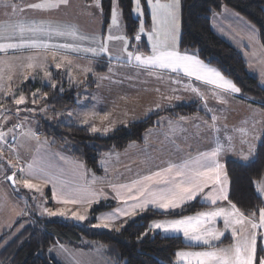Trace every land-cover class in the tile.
I'll list each match as a JSON object with an SVG mask.
<instances>
[{"label":"snow or ice","instance_id":"6c2138e0","mask_svg":"<svg viewBox=\"0 0 264 264\" xmlns=\"http://www.w3.org/2000/svg\"><path fill=\"white\" fill-rule=\"evenodd\" d=\"M68 0H40L38 3L28 4L27 8L32 10L48 11L58 9L61 5L67 4ZM134 5L133 13L143 15L141 9V0H132ZM0 6L5 10L11 9L13 15L17 12H22L13 0H0ZM99 7V4H97ZM147 6L151 9V16L153 20L152 31L148 33V41L151 45V54L145 56L140 53L138 46L131 45L130 38L125 35H111L109 34L101 43L99 48H82L73 43H48L38 37L46 34L48 36L58 37H72L74 39H86V37H77L76 31L71 27L66 28H45L37 23L23 21L19 22L13 28V35H5L0 32V40L9 42L0 43V52H7L8 50L17 49H43L45 51V59L47 53L51 50V56L55 61L59 56L60 62L55 63L56 69H61L67 65L72 64L68 53H91L93 56L100 54H107L109 52L108 44L110 41H121L123 44L122 52L126 53L127 63L132 64L136 62V66L144 68L150 73L154 70H166L171 73H183L188 78H195L205 85H212V95L221 99L220 92L224 93H239L240 89L232 80L224 77V75L216 68L208 66L204 61L198 58L196 54L181 53L178 51L179 45V21L178 10L179 0H168V3H161V0H147ZM7 14V12H6ZM122 13L118 12V0H113L111 24L116 26L118 24L119 16ZM111 33V28H110ZM144 27L141 23L138 34L134 37L136 41L142 39ZM18 37V38H16ZM129 47L134 50L129 51ZM37 57L29 56V63L26 65L27 69H34L39 66L44 71L45 79L52 81L51 87H57L56 82L52 79V74L47 70L44 63L37 65L35 61ZM119 59V57H117ZM4 61L0 60V64ZM85 73L91 71L90 68L84 69ZM68 75L71 79L72 73L69 70ZM30 76H25L24 79H30ZM2 79V76H0ZM9 81L12 77H8ZM172 83H180L179 80H172ZM187 89L195 93L201 99H204V94L198 87L191 84L185 85ZM2 90V86H0ZM63 89L61 88V91ZM175 91V89L173 90ZM9 91H5L3 95L7 97ZM47 93L43 94V98H47ZM39 96V90L33 93L32 103H36ZM179 99V96L175 97ZM14 104L17 106L26 105V97L20 94L18 98H14ZM207 106V105H205ZM160 106L157 105V108ZM0 109H3V103L0 102ZM32 111L31 109H25ZM20 109H17L19 114ZM69 116L73 114L68 113ZM96 113H85V119L82 124L89 123V117L95 116ZM109 114H105L102 119H108ZM5 120L8 117H4ZM185 119L184 117L180 118ZM217 117L212 116V123L209 125L214 131H219L216 128ZM171 123V122H170ZM207 123V122H205ZM0 124V127H3ZM20 127L19 124L7 128V131H0V158L3 157V145L7 144L10 150H14V145L7 141L9 134L12 135V140H16L15 129ZM109 127L103 128V132L107 133ZM101 131L96 126L91 127L92 133ZM247 136V131L241 130ZM264 131V129H262ZM251 133L254 139H258L257 129L255 124L252 127ZM28 136L36 137V133L31 129L27 133ZM228 143L223 144L217 138L216 146L208 152H202L194 160L185 162L181 165L169 164L167 168H162L157 171L150 172L147 175L141 176L138 179L132 180L128 184L111 185L112 191L115 193V199L118 201V206L111 213H105L97 217L98 222L93 225L95 228L112 229L114 222L119 217H127L129 219L135 217L139 213L146 211L157 210L162 213L172 214L177 209H183L189 202L195 201L198 197L201 202L209 206V210L198 211L194 215H184L176 219H165L153 221L149 229L150 231L159 230L165 234L182 233L185 240L192 242H201L212 248L210 251H177L175 253L178 260H183L185 264H264V256L259 255L260 249L258 239L264 240V232H257V229L264 230V207H260L257 213L246 215L241 211L235 203L229 199L228 195V177L225 171L224 164L219 162L218 157L225 151L232 150V137L226 138ZM244 142V141H242ZM254 146L249 144L248 155H252ZM245 159L248 156L244 157ZM10 167H15L9 161ZM22 178L17 180L16 173L8 175L5 178L12 181L13 185L22 184L25 189L35 190L42 193V185L51 184L53 190V197L63 205H83L87 204L89 208L94 203H99L101 198L107 199L104 192L91 191L86 187L75 186L71 187L66 181L59 179L58 176L50 173L44 166L37 162L21 167L18 170ZM33 180L39 183H33ZM257 185V191L264 195V180L254 182ZM123 202L122 204L120 202ZM228 201L229 207L218 206L219 202ZM69 210L61 207L51 210L47 207L43 208V213L50 217L67 215ZM85 213L88 209H84ZM71 217L77 221H85L86 214H80L79 209L71 211ZM217 218H222L225 230L230 229L234 242L226 247H214L212 241H218L224 235L223 231L214 227ZM120 231L119 228L115 229ZM147 235V231L143 234Z\"/></svg>","mask_w":264,"mask_h":264},{"label":"crops","instance_id":"0c3cea01","mask_svg":"<svg viewBox=\"0 0 264 264\" xmlns=\"http://www.w3.org/2000/svg\"><path fill=\"white\" fill-rule=\"evenodd\" d=\"M161 3H168V0H161ZM1 8L3 7L0 6V9ZM148 13L149 23H142L144 27V33L141 34L142 39L140 41L134 39V43H137V45L139 44L136 50L143 53L145 56L151 54L148 33L152 31L153 20L151 11ZM178 21L180 27V3ZM210 26L215 35L240 52L249 72L254 74L264 86V48L259 40V33L256 26L240 13L226 6L222 7L220 11L212 13L210 16ZM0 32H4L5 35L10 34L9 29L4 31V25L1 23ZM178 51H180L179 47ZM180 52L184 53V51ZM187 53L193 54L191 52ZM206 64L215 68L208 63ZM110 65H113V63ZM111 67L116 70L117 74H120L117 77L122 80H114L108 83L107 97L103 104H106V109L110 111L113 119L118 118L120 120L116 127L124 126L130 122L157 114L154 118V125L145 130L143 140L139 143L137 142V144L135 142L127 144V146L122 149H126L127 153H123L122 150H108L103 153L99 159L100 170L95 172L89 170L81 160L73 158L66 152L54 148L46 142H39L34 139L32 152L25 165H23L26 168L28 164L35 161L41 166H44L50 173L58 176L59 179L66 181L71 187L82 186L97 193L101 191L104 192L107 199L101 198L99 203L111 202L114 203V206L98 212L95 215L94 222L97 223V217L105 213L113 212L118 206V201L115 199V193L112 191L111 185L128 184L132 180L138 179L150 172L167 168L169 164L181 165L185 162H190L198 157L200 153L211 151V149L216 146L215 142L217 138L223 144L228 143L227 137L231 136L233 138L232 150L225 151L218 157L219 162L224 164V166L225 161L228 159L248 161L253 158L254 152L252 155H248L249 144L254 146L255 151L256 145L264 134V131H262V129H264V111L261 110L258 105L245 100L240 92H220L219 96L221 99H218L212 95L214 86L205 85L200 81H196L194 77L190 79L184 76L182 72L171 73L166 70H154L150 73L144 68L137 67L135 61H133L132 64H128L127 62L123 64L117 63L115 66ZM99 68L101 70L98 68L95 69L107 73V66H101ZM224 77L229 79L226 76ZM91 80L92 81L87 84L88 88L94 87L95 85L93 82L94 80L92 78ZM172 80H179L180 83H172ZM35 82L36 86L44 85L39 84L37 81ZM85 84L86 83H82L79 85ZM188 84L198 87L204 94V99H201L195 93L191 92L190 89H187L185 85ZM79 85L77 84L76 87ZM174 89L175 91H173ZM177 96H179V99L175 98ZM191 103L196 104L198 111L181 116L162 113V111L167 109ZM157 105L160 107L157 108ZM213 115L217 117L216 128H218L219 131H214L209 128V125L212 123ZM64 116L66 118L62 116L63 119L74 121L66 114H64ZM181 117L185 119L181 120ZM79 124H82V122ZM254 124L257 129V134L259 135L258 139H254L251 133ZM82 125L90 129L89 124ZM241 130L247 131L249 135L245 136L244 132ZM100 134L105 135L104 133ZM113 155H116V157ZM245 156H248V158L245 159ZM106 162L108 164H106ZM261 180H264V178H261L259 181ZM44 189L48 193L47 199L49 205L47 206L50 209H52V206L61 205L69 210L66 216L55 217L72 220L71 211L79 209L80 214L87 215L85 221L90 218L89 213L91 208H89L87 204H60L57 199L53 197L51 184L44 185ZM261 197H263L262 199L264 201V195ZM195 201H198V203L202 205V208L184 215H194L198 211L209 210V206L202 203L200 197ZM120 203L122 204L123 202L121 201ZM218 206L229 207L228 201H221ZM86 208L88 209L87 213L84 211ZM180 216L155 218L150 221L149 225L156 220L176 219ZM126 218L127 217H119L114 222L113 225L115 226L113 228H118L119 223ZM258 219L257 212V222ZM26 221L27 219L24 220V222ZM214 227L224 232L220 240L212 241L214 247L226 248L234 242L231 230H225L222 218H217ZM156 231L160 232L159 230ZM257 232H264V230L257 229ZM160 233L167 236H179L182 241L188 245L178 251L196 252L212 250L208 245H204L201 242L185 240L182 233ZM226 236L231 238L230 242L218 245ZM259 242L261 249H264V240H259ZM261 256H264V251H262ZM175 263L185 264L183 260H178L176 255Z\"/></svg>","mask_w":264,"mask_h":264},{"label":"trees","instance_id":"16d2710c","mask_svg":"<svg viewBox=\"0 0 264 264\" xmlns=\"http://www.w3.org/2000/svg\"><path fill=\"white\" fill-rule=\"evenodd\" d=\"M179 3V50L196 54L202 61L217 68L235 83L245 100L264 110V86L249 72L240 52L215 35L210 26L212 13L220 11L224 6L229 7L256 26L264 48V0H179ZM118 6L125 34L133 37L139 24L132 16V0H118ZM101 8L106 23L109 21L111 0H101ZM143 22L149 23L146 10ZM75 89L60 92L57 87L53 89L51 85H43L39 93L41 98L36 105L50 104L58 109L73 105ZM44 93L48 94L46 99L43 98ZM196 111V104L191 103L162 113L180 116ZM156 115L120 126L106 136L92 133L88 127L63 118L57 124L43 121L42 128L49 145L81 160L89 170L98 172L99 159L103 153L110 149H123L130 142H141L145 130L154 125ZM225 167L229 178V199L246 215L253 211L257 213L260 207H264V201L254 183L264 178V134L255 147L252 159H228ZM112 206L114 203L111 202L94 204L90 209V219L83 225L72 220L34 214L26 222L23 218L18 219L10 231L0 236V264H59L46 254L47 248L55 242L78 243L83 238L101 245L105 255L116 264H176L175 253L188 245L179 236H167L148 230L149 223L155 218L180 216L202 208L198 201H194L172 214L146 211L121 221L118 226L120 231H116V228L92 227L94 216ZM19 226L18 231L10 236ZM146 231L147 235H143ZM230 240L226 236L218 245L227 244ZM258 243L261 249L259 240ZM259 255H262V251Z\"/></svg>","mask_w":264,"mask_h":264},{"label":"rangeland","instance_id":"374dc122","mask_svg":"<svg viewBox=\"0 0 264 264\" xmlns=\"http://www.w3.org/2000/svg\"><path fill=\"white\" fill-rule=\"evenodd\" d=\"M38 2H40V0H17V2L14 3L22 8L23 11L17 12L15 15L11 14V9L5 10L1 8L0 23L4 25V31L9 29V36L13 35L14 26L21 21L25 23L34 21L45 28L63 29L71 27L76 31L77 37L82 36L86 37V39L81 40L54 35L48 36L46 34L40 35L38 38L48 43H73L82 48H99L103 40L109 34L114 36L125 35L128 37L125 34L121 15L119 16L116 26L111 24L113 0H111L109 21L106 23L102 17L101 0H68L67 4L61 5L58 9L48 11L27 8L28 4ZM144 2L145 3L141 0L140 5L143 15L133 13L134 5L132 3V16L138 20L139 27L141 23H143L145 10L147 12L151 11L147 6V0H144ZM97 4H99V7ZM118 12L121 13L119 6ZM110 28L111 33L109 31ZM137 34L138 30L133 37H128L130 38L131 45L139 46V44L137 45V43H134V37ZM5 42L9 41L0 40V43ZM108 48L109 52L107 54H100L98 56H93L91 53L84 52L68 53L70 59H72V64L69 66L65 63V67L61 69H56L55 63L60 62V59L58 56L54 61L51 56V50L48 51L46 59V54L43 49L36 50L25 48L0 52V60L4 61L3 64H0V76H2V79H0V86H2V90H0V102L3 103V109H0V111L3 110L0 116V124L4 125L0 127V131H7V128L16 124L20 125V127L15 129V142L12 140L11 134L7 137V141L14 145V150H10L8 145L4 144L3 157L0 158V236L10 231L18 219L23 218L26 220L32 214L48 216L43 213L44 207L49 208L47 206L49 205L47 199L48 193L44 189V185H42L41 193L35 190L25 189L22 184H17L15 186L11 185L10 181L5 178L8 175H12L14 172L16 173L17 180L26 178L22 177L18 170L24 167L23 165H25L29 158L32 152L34 139L39 142L48 143L43 133V121L57 124L62 122V116L66 118L64 114L69 116L68 113L71 112L73 115L69 117L74 120L71 122L79 124L85 119V113L94 112L96 115L89 117V130H91L92 126H96L101 129V131L97 132L100 134L104 133L103 128L109 127L110 130L104 133L105 135L100 134L106 136L114 129L118 128L116 126L119 124L120 120L118 118L113 119L110 111L106 109V104L104 105L103 102L107 97L108 83L114 80H122L117 77L120 74H117L116 70L111 66H115L117 63H126L127 56L126 53L122 52L123 44L121 41H110ZM131 50L134 49L129 47V51ZM29 56L37 57V59L33 61L37 65L41 63L46 65L47 70L52 74V79L56 82L57 89L60 92L67 89H75L77 84L86 83L85 85L77 86L75 89L73 105H67L58 109L50 104L37 106V102L32 103L33 93L37 92V90H39L40 93L41 90V86L37 87L35 81L44 85H51L52 81L45 79L44 71L39 66L34 69L26 68V65L29 63ZM117 57H119V59H117ZM112 63L113 65H110ZM98 66H107V73L99 71L101 69ZM85 68H90L91 71L85 73ZM69 70L72 73L71 79L68 75ZM9 76L12 77L11 81L8 79ZM25 76H30L31 78L25 80ZM91 78L94 80L93 82L95 85L94 87L88 88L87 84L92 81ZM61 88L63 89L62 91ZM9 89L10 94L5 97L3 93L9 91ZM20 94L25 95L26 106H17L14 104V98H18ZM18 108L20 109L19 114H17ZM25 109H31L32 111H27ZM261 110L263 109L261 108ZM105 114H109L106 120L102 119ZM4 117H8V119L5 120ZM29 129L36 133V137L25 134ZM135 143L137 144V142ZM111 150L119 151L122 149H110V151ZM122 151L123 153H127L126 149ZM113 156L116 157V155ZM9 161H11L12 165H15V167H10ZM106 164L108 163L106 162ZM33 183H39V181L33 180ZM61 207V205L52 206L51 210ZM72 221L79 225H83L85 222L77 221L74 218H72ZM94 224H96V222H94L93 219L91 221V226L93 227ZM20 226L16 228L10 236L15 234ZM114 226L115 225H113V227ZM46 254L59 264H116L105 255L101 245L87 238H83L78 243L55 242L47 248Z\"/></svg>","mask_w":264,"mask_h":264},{"label":"water","instance_id":"95a60500","mask_svg":"<svg viewBox=\"0 0 264 264\" xmlns=\"http://www.w3.org/2000/svg\"><path fill=\"white\" fill-rule=\"evenodd\" d=\"M2 113H3V110L0 111V116L2 115ZM10 184L13 185L12 181H10Z\"/></svg>","mask_w":264,"mask_h":264}]
</instances>
